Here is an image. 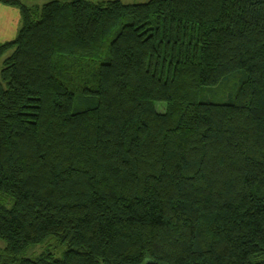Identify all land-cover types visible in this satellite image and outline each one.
Returning a JSON list of instances; mask_svg holds the SVG:
<instances>
[{
  "label": "trees",
  "instance_id": "1",
  "mask_svg": "<svg viewBox=\"0 0 264 264\" xmlns=\"http://www.w3.org/2000/svg\"><path fill=\"white\" fill-rule=\"evenodd\" d=\"M0 3V264H264V0Z\"/></svg>",
  "mask_w": 264,
  "mask_h": 264
},
{
  "label": "rangeland",
  "instance_id": "2",
  "mask_svg": "<svg viewBox=\"0 0 264 264\" xmlns=\"http://www.w3.org/2000/svg\"><path fill=\"white\" fill-rule=\"evenodd\" d=\"M21 1L29 5L35 2L41 4V3L46 2L47 0H21ZM92 1H97V0H92ZM121 1L124 3H138V2H145L147 0H121ZM20 24H21L20 13L17 7L0 5V42L8 41L14 38ZM7 54L8 53H5L2 57H0V68H1L2 58ZM156 108L159 111H163L164 104L157 103ZM46 246L47 244L45 243L43 244L40 243V244L31 246L26 251V256L33 257L34 255H37L38 253L44 251L46 249ZM49 248L51 251H53V253H55L56 250H58V248L54 249L53 245L49 246Z\"/></svg>",
  "mask_w": 264,
  "mask_h": 264
},
{
  "label": "crops",
  "instance_id": "3",
  "mask_svg": "<svg viewBox=\"0 0 264 264\" xmlns=\"http://www.w3.org/2000/svg\"><path fill=\"white\" fill-rule=\"evenodd\" d=\"M0 5H5V4H1V3H0ZM5 6H9V5H5ZM11 7H13V6H11Z\"/></svg>",
  "mask_w": 264,
  "mask_h": 264
}]
</instances>
